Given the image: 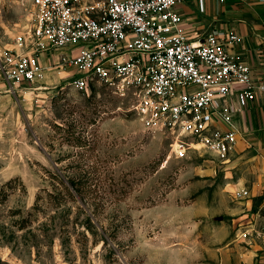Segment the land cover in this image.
I'll use <instances>...</instances> for the list:
<instances>
[{"label":"rangeland","instance_id":"1","mask_svg":"<svg viewBox=\"0 0 264 264\" xmlns=\"http://www.w3.org/2000/svg\"><path fill=\"white\" fill-rule=\"evenodd\" d=\"M25 13L22 0H0L1 50ZM57 73L26 89L0 75V264H264V162L252 144L225 160L174 152L127 100Z\"/></svg>","mask_w":264,"mask_h":264},{"label":"built area","instance_id":"2","mask_svg":"<svg viewBox=\"0 0 264 264\" xmlns=\"http://www.w3.org/2000/svg\"><path fill=\"white\" fill-rule=\"evenodd\" d=\"M182 1L22 0L25 19L0 49V75L25 89L58 71L87 92L100 84L127 100L144 131L170 138L174 152L225 160L248 143L237 118L264 95V80L232 50L241 39L232 28L188 34L176 9ZM257 232L264 242V221Z\"/></svg>","mask_w":264,"mask_h":264},{"label":"crops","instance_id":"3","mask_svg":"<svg viewBox=\"0 0 264 264\" xmlns=\"http://www.w3.org/2000/svg\"><path fill=\"white\" fill-rule=\"evenodd\" d=\"M183 0L176 9L183 19L188 34L205 33L214 27L232 28L240 36L232 50L239 52L250 65L256 79L264 80V0H241L240 5L226 9V2L219 0ZM198 9V13L195 11ZM246 14L245 18H241ZM238 17L231 22V17ZM237 121L242 125L248 144L258 150L264 162V95L259 94L239 112ZM254 252L246 257L251 259ZM264 255V254H263Z\"/></svg>","mask_w":264,"mask_h":264}]
</instances>
